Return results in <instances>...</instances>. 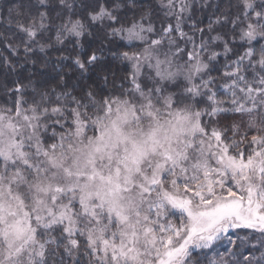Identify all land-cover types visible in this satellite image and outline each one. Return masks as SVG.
I'll use <instances>...</instances> for the list:
<instances>
[{
    "label": "snow or ice",
    "instance_id": "obj_1",
    "mask_svg": "<svg viewBox=\"0 0 264 264\" xmlns=\"http://www.w3.org/2000/svg\"><path fill=\"white\" fill-rule=\"evenodd\" d=\"M213 7L201 27L196 10ZM224 7L22 0L10 11L0 63L67 51L86 87L64 75L52 88L5 85L0 264H264V251H241L247 233L232 235L259 233L264 249V0ZM221 247L230 259L209 260Z\"/></svg>",
    "mask_w": 264,
    "mask_h": 264
},
{
    "label": "trees",
    "instance_id": "obj_2",
    "mask_svg": "<svg viewBox=\"0 0 264 264\" xmlns=\"http://www.w3.org/2000/svg\"><path fill=\"white\" fill-rule=\"evenodd\" d=\"M26 3V0H23ZM229 0H211L212 4L221 5L220 11L225 10V5ZM22 3V0H0V33H4L5 31L11 35L14 31V25L10 26L7 21L9 19V13L12 9L17 8ZM35 3V0H33ZM217 11L216 8H203L196 10V19L201 23V27H207L209 18L212 16V13ZM227 31V28L224 29ZM85 47H95L98 46V40L89 38L85 36L82 41ZM72 50L71 48L69 49ZM50 55L47 58V62L44 61V54L36 53L33 54L32 58L36 60V63L31 62V58L29 60H25L23 53L19 56L11 57L13 63L16 65L15 71H8L2 63H0V107L4 105H11V96L5 92V85L9 89L14 88L17 83L24 86L26 89H31L32 87H43V88H52L57 87L58 79L61 75H64L66 78V82L71 88L74 84H77L81 87H86V84L83 81H78L76 76L78 73L75 71V67L72 64L71 60H63L62 57L68 55L67 51H56L49 50ZM0 53L3 55H8L7 50L0 45ZM221 63H223V58H221ZM110 64V60H109ZM114 71H119L122 74V69H113ZM214 75H218L214 73ZM119 79V76H117ZM95 80V76L92 77V82ZM247 233V240L249 242V246L241 249V251L246 255H255L260 256L261 251L264 249H259L260 246V234L256 233L252 230L248 229H240L238 231L233 232V238L237 239V234H239L240 238L244 237V234ZM237 244H239V239H237ZM253 245L255 247H253ZM236 249H230L229 251H235ZM220 255H224L226 259H230V257L225 253L224 247H221L217 250V252H213L209 260L216 258L219 259ZM201 260L204 259L203 256L200 257Z\"/></svg>",
    "mask_w": 264,
    "mask_h": 264
},
{
    "label": "rangeland",
    "instance_id": "obj_3",
    "mask_svg": "<svg viewBox=\"0 0 264 264\" xmlns=\"http://www.w3.org/2000/svg\"><path fill=\"white\" fill-rule=\"evenodd\" d=\"M211 0H209V2H210ZM238 230H240V229H237V230H235V231H238Z\"/></svg>",
    "mask_w": 264,
    "mask_h": 264
}]
</instances>
